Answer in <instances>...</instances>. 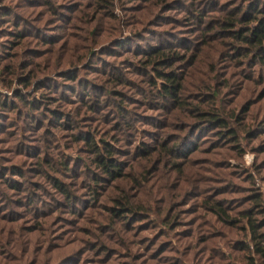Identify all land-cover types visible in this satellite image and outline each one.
<instances>
[{
  "label": "rangeland",
  "instance_id": "obj_1",
  "mask_svg": "<svg viewBox=\"0 0 264 264\" xmlns=\"http://www.w3.org/2000/svg\"><path fill=\"white\" fill-rule=\"evenodd\" d=\"M263 10L0 0V264H264L244 217L264 220V56L233 37Z\"/></svg>",
  "mask_w": 264,
  "mask_h": 264
},
{
  "label": "trees",
  "instance_id": "obj_2",
  "mask_svg": "<svg viewBox=\"0 0 264 264\" xmlns=\"http://www.w3.org/2000/svg\"><path fill=\"white\" fill-rule=\"evenodd\" d=\"M264 12V10H263ZM261 12L259 13L258 17H253L255 20V24L251 29H248L246 32L247 35H244V32L242 30L235 31L234 32V38L235 40L241 41L246 45H249L252 47V49L257 51V56L258 59L263 60L264 56V16H261V14L264 15V13ZM237 21H231L228 23H225V26L227 28H232L235 29ZM20 38V36H17ZM167 55L163 53L161 50H157L154 53H150L149 57L152 59H157L160 57V62L162 61V64H165L169 57L173 56V51H167ZM151 59L149 62H151ZM162 64H158L159 67H166ZM158 77L161 79V86H162V92L161 94L164 95L165 97L168 98H174L175 97V92L174 90L179 87L178 80L176 75L174 74H165L158 72ZM0 106L7 108V103H4L0 101ZM196 118L204 120L205 122H210L211 124H216L218 128H228L227 127V122L224 118L220 117L222 116L221 114H214L212 112H200V110H197L196 113ZM225 133V136H232L234 134V131L232 129L225 130L223 131ZM106 147H103V155L98 156V163L103 167L104 170L108 172V174L114 175L115 170L117 168V164L114 160H112V152L110 149V146L105 144ZM98 150H95L94 152H97ZM61 188V186H60ZM260 196H255L254 201L259 203L260 202ZM213 214L219 218V220H224V217L228 218L227 213L221 208L219 204L212 205L211 203L206 204V207ZM125 211L123 209H120L116 215H121ZM126 212H132L131 209H127ZM244 217L248 220V223L251 227V232H252V241L254 243V253L260 256V258L264 261V233H260V230L264 227V220L262 222H258L257 220H253L251 215L249 214H244ZM221 218V219H220Z\"/></svg>",
  "mask_w": 264,
  "mask_h": 264
}]
</instances>
